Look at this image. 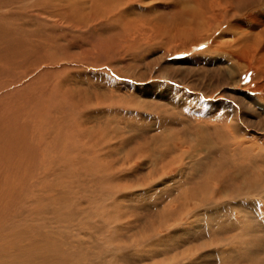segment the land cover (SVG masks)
<instances>
[{
    "label": "rangeland",
    "instance_id": "rangeland-1",
    "mask_svg": "<svg viewBox=\"0 0 264 264\" xmlns=\"http://www.w3.org/2000/svg\"><path fill=\"white\" fill-rule=\"evenodd\" d=\"M69 1L0 0L2 258L264 264V0Z\"/></svg>",
    "mask_w": 264,
    "mask_h": 264
},
{
    "label": "bare ground",
    "instance_id": "bare-ground-1",
    "mask_svg": "<svg viewBox=\"0 0 264 264\" xmlns=\"http://www.w3.org/2000/svg\"><path fill=\"white\" fill-rule=\"evenodd\" d=\"M55 1V0H54ZM67 0H59V2L61 3V2H66ZM72 1H75V0H71V1H69V3L71 4L72 3ZM216 1V0H215ZM218 1V0H217ZM242 0H240V2H241ZM252 1H254V0H252ZM95 2V1H94ZM97 2V1H96ZM244 2V1H243ZM248 2H250V1H248ZM100 3H105V4H107L108 6H107V8L104 10V12L105 11H107V13L109 14V16H108V18L109 17H115L116 15H118L119 13H122L123 15H124V13L126 12H124V8L125 7H127V5H129L130 4V0H101V2ZM138 3V2H137ZM182 3H183V1H182ZM205 3V2H204ZM203 3V4H204ZM207 3V2H206ZM229 3V2H228ZM234 3V2H233ZM236 3V2H235ZM234 3V4H235ZM252 3V2H251ZM254 3V2H253ZM7 4V3H6ZM91 4H94L93 2L91 3ZM216 4V3H215ZM262 4H264V3H262ZM111 5V6H110ZM113 5V6H112ZM221 5H222V3H221ZM239 5H241V4H239ZM184 6V5H183ZM215 6H217V5H215ZM237 6V5H236ZM250 6V5H249ZM259 6H260V4H259ZM262 6V5H261ZM176 7V6H175ZM214 7V6H213ZM216 8V7H215ZM214 8V9H215ZM182 9V8H181ZM211 9V5H207V6H205L204 8H203V10H202V12H204L203 13V15H202V17H201V19H202V21L203 22H207V20H208V18H209V10ZM254 9V8H253ZM92 9H90L89 10V12L91 11ZM217 10V9H216ZM124 13H123V12ZM242 12V11H241ZM249 12V11H248ZM257 12H258V9H257ZM213 13V12H212ZM263 13V12H262ZM181 14V13H180ZM233 14V13H232ZM236 14V13H235ZM257 15V14H256ZM251 16H252V14H251ZM250 16V17H251ZM113 17V18H114ZM119 17H120V15H119ZM176 17V16H175ZM244 17V16H243ZM249 17V16H248ZM262 17V16H261ZM97 18V17H96ZM102 18H104L105 19V17H102ZM255 18V17H254ZM212 19V18H211ZM118 20V19H117ZM243 20V19H242ZM92 21H94V19L92 18ZM246 21V19L244 20V22ZM252 21V20H251ZM96 22V21H95ZM259 22V21H258ZM151 23V22H150ZM149 23V24H150ZM192 23H194V24H197L196 26H195V29L197 28V26H198V23H196V21H193ZM246 23H247V21H246ZM89 25V24H88ZM256 25V24H255ZM142 26H145V25H142ZM258 26V25H257ZM151 28H153V27H151ZM155 28V27H154ZM82 29V28H81ZM147 29H149L148 27H147ZM130 30H132V29H130ZM151 30V29H150ZM241 29H238V31H240ZM136 31H138V30H136ZM163 31V30H162ZM242 31V30H241ZM264 32V31H263ZM166 33V32H165ZM204 33V32H203ZM171 35V34H170ZM164 36V35H163ZM238 36V35H237ZM251 36V35H250ZM166 38V37H165ZM249 39V38H248ZM254 41V40H253ZM5 43V42H4ZM249 43H250V41H249ZM252 44V43H251ZM258 45V44H257ZM14 46V45H13ZM240 46V45H239ZM251 46V45H250ZM236 48H238V47H236ZM251 48V47H250ZM249 48V49H250ZM252 49H254V47L252 46ZM263 50V49H262ZM261 51V50H260ZM264 52V51H263ZM255 54V53H254ZM253 54V55H254ZM257 54V53H256ZM8 55H9V53H8ZM260 54H258V56H259ZM4 57V56H3ZM247 58V57H246ZM255 58H257V57H255ZM264 58V57H263ZM1 59V58H0ZM4 59H6V57H4L3 58V60ZM7 60V59H6ZM245 60V59H244ZM248 60V59H247ZM254 60V59H253ZM256 60V59H255ZM257 61V60H256ZM258 63V62H257ZM263 63H264V60H263ZM253 64V63H252ZM249 65V64H248ZM262 65V64H261ZM251 66V65H250ZM258 66H260L259 64H258ZM246 67L248 68V66L246 65ZM259 68V67H258ZM260 68H261V66H260ZM259 68V69H260ZM262 69V68H261ZM253 70V69H252ZM255 70H256V68H255ZM38 71V70H37ZM36 71V72H37ZM42 71V70H41ZM259 72V71H258ZM38 73H40V72H38ZM258 75H259V73H258ZM262 76V75H261ZM47 103V102H46ZM46 106V105H45ZM56 106V105H55ZM46 109V108H45ZM54 111H56V110H54ZM9 188H10V181H6V180H4L3 178H2V174H0V230L3 228V220H2V214L4 213V211H3V207H5V205H6V203L8 204V190H9ZM253 215V214H252ZM251 216V215H250ZM24 239V238H23ZM3 241H4V239H3ZM6 241V240H5ZM17 241H19L18 239H17ZM7 242H8V240H7ZM0 243H3L2 241L0 242ZM14 243V242H13ZM16 243H18V242H16ZM21 243V242H20ZM34 243H36V241L34 242ZM21 245V244H20ZM34 245H36L37 246V244H34ZM2 246V245H1ZM16 246H19V245H16ZM11 247V246H10ZM20 247V246H19ZM18 247V248H19ZM26 247V246H25ZM3 248V247H2ZM21 248V247H20ZM24 249V248H23ZM29 248H25L24 250H23V254L26 252V251H28V254L27 253H25V256H23V254H22V256L21 257H19V258H17V259H10V258H8L10 261H8V262H6L4 259H6V258H2L3 256L2 255H0V264H15V263H13L12 261H15V260H18L19 261V264L21 263V264H27V263H25V260L24 259H27V261H28V257L31 255V251H29L28 250ZM31 249V248H30ZM1 250V249H0ZM20 250V249H19ZM22 250V249H21ZM16 251V250H15ZM12 253H13V251H12ZM21 255V254H20ZM24 258V259H23ZM21 259H23L24 261H21L20 262V260ZM36 259V258H35ZM35 259H32L31 260V263H33L34 262V260ZM30 261V260H29Z\"/></svg>",
    "mask_w": 264,
    "mask_h": 264
}]
</instances>
